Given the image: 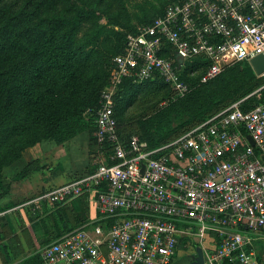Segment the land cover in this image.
<instances>
[{"label":"built area","instance_id":"obj_1","mask_svg":"<svg viewBox=\"0 0 264 264\" xmlns=\"http://www.w3.org/2000/svg\"><path fill=\"white\" fill-rule=\"evenodd\" d=\"M258 54L264 56V0H177L128 33L99 96L91 168L27 201L36 209L89 196L98 222L44 245L42 264H190L193 242L202 243L208 230L219 236L198 245L202 264H264L254 246L264 231V100L241 107L264 88V71L247 97L155 147L137 134L123 144L114 114L124 79L160 78L182 97L190 91L183 71L206 82Z\"/></svg>","mask_w":264,"mask_h":264},{"label":"rangeland","instance_id":"obj_2","mask_svg":"<svg viewBox=\"0 0 264 264\" xmlns=\"http://www.w3.org/2000/svg\"><path fill=\"white\" fill-rule=\"evenodd\" d=\"M172 1L0 0V79L17 74L29 81L33 76L34 82L29 86L35 89L31 97L25 95L23 88L14 90L6 110L1 109L4 101L0 94V175L20 168L25 161L27 164L22 170L34 167L36 157L46 147V139L56 141L55 136L46 137V123L54 120L55 115H62L66 111L64 113L78 124L89 126L83 109L90 99L93 100L109 86L111 57L120 47L121 31L153 18ZM43 45L46 46V64L48 58L52 59L55 69L36 68L43 61L35 57L33 49ZM78 46L82 47V54L77 53L79 62H70L77 67L79 79L68 78L69 84L66 87L61 90L56 88L49 93L45 73L51 74L55 70L58 75V70H62V65L59 64L61 47L69 48L67 54L70 55L71 48ZM242 71L239 63H233L206 83L196 81L187 97L197 92L199 95L203 94L199 96L203 100L200 113L195 116L188 113L182 119L175 115L167 117L158 124L161 133L175 135L216 109L229 106L251 94L257 85L247 94L230 96H226L228 93L221 87V77ZM254 74L256 75L255 72ZM35 75L39 78H35ZM118 88L119 85L115 93ZM170 91L168 86L145 82L117 98L116 111L120 129L124 133L139 131V126L147 117L166 105L165 98ZM36 93L42 94L43 103L40 106H37ZM254 98L258 99L260 95L254 94ZM3 111L8 114L5 119L1 118ZM218 236L208 230L202 243L194 241L193 244L196 247L209 244ZM256 240V253H262L264 258V233L261 237H256ZM50 242L47 241L46 245ZM38 251L39 249L33 250L32 253L36 254ZM178 256L185 259L186 252L180 251Z\"/></svg>","mask_w":264,"mask_h":264},{"label":"crops","instance_id":"obj_3","mask_svg":"<svg viewBox=\"0 0 264 264\" xmlns=\"http://www.w3.org/2000/svg\"><path fill=\"white\" fill-rule=\"evenodd\" d=\"M94 155L89 132L84 130L59 142L46 139L34 167L22 170L25 161L20 168L4 173L1 182L6 191L0 189V264H19L47 241L76 228L90 229L98 222L89 196L70 199L59 206L43 201L36 209L27 204L39 192L89 170ZM254 242L258 245L256 239ZM258 256L264 261L262 253Z\"/></svg>","mask_w":264,"mask_h":264},{"label":"trees","instance_id":"obj_4","mask_svg":"<svg viewBox=\"0 0 264 264\" xmlns=\"http://www.w3.org/2000/svg\"><path fill=\"white\" fill-rule=\"evenodd\" d=\"M174 1H177V0H173L172 2H174ZM165 7L161 8L160 11L153 18H151L147 21H144L142 24L151 22L155 17H157L158 15H160L163 12ZM137 26L138 25H133V26L129 27L126 31H123V32L121 31L122 38H121L120 47H119L118 51H116L112 55V57H111L112 59L115 55H118L124 51L126 35L128 33L136 32ZM62 49H63V51H62ZM68 49L69 48L64 49L63 47H61V49H60L61 52L59 54V57H60V63L59 64L62 65V70H58V75L55 73V70L53 72H51V74L45 73V77H47V79L46 78H44V79H45V83L48 85L47 90L49 91V93L51 92V90L52 91L56 90V88L61 90V88L66 87L69 84L68 78L78 80L80 77V76H78L79 73H77V67L73 66L74 65L73 62L75 64H77V62H79L80 57H78L79 55H77V53L80 55L82 54V52H81L82 47L78 46L76 48H71L70 55L67 54ZM33 52H34L36 58L42 59V61H43L42 64L38 63L39 66L36 67L37 69H41L43 67L44 68L48 67L49 69H53V68L55 69V67H54L55 64L53 63L52 59L48 58V60H47L48 63L46 64V46L45 45L39 46L37 49H33ZM170 54H171V52H170ZM55 56H58V55H55ZM70 61H73V62H70ZM111 63H112L111 64V67H112L113 62H111ZM189 63H193V62H189ZM195 64L196 63L191 65L192 69L196 68ZM239 64L243 68V71L241 73H235L234 75H231V73H230L226 76L221 77V79H220V84H221L222 89L225 88L224 91H226L228 93V94H226V96H230L232 94H239V95L247 94V92L251 91L255 87V85H257V86L253 89V91L262 85V79L260 77H257L254 74V72H253V70L250 67L248 62H239ZM189 66H190V64H189ZM63 72H65V73H63ZM36 76L37 75H35V78H39ZM181 76L190 85V91L192 90L193 85L196 81L199 83H206L207 82V81L206 82H200V75L198 73L194 74L193 76H189L187 74L186 70L181 73ZM33 78L34 77L32 76L29 79V81H27L26 78L23 79V78H21V76H19L17 74H13L12 76L10 75V76L4 77L3 79H0V94L3 96V101H4V103H2V105H1V109L6 110V108L9 107V104H10L9 100H10V97L12 96V92L14 90L23 88L25 95L28 97H31V95L34 93L35 89L33 86L30 87L29 85L33 84V82H34ZM212 79H210V80H212ZM210 80H208V81H210ZM145 82L157 83L160 85L168 86L160 78H156L154 80L142 81V82H133L131 79H124L123 82L119 85L118 90L114 94V114H115V117L117 120V125H118V113L116 111V103H117L116 99L123 97L124 94L129 93L131 90L135 89L136 87H138L139 85H141ZM46 93H47V91H46ZM100 93H98L93 98V100L90 99V102H88L87 106L83 109L84 110V116L88 120L89 126L87 124L86 125L78 124L76 121H74V119H71L70 117H68V115L64 113L66 111H64L62 113V115L59 113L58 115L54 116L55 117L54 120L51 119V120H49V122L46 123V130H47L46 137L51 138V135L55 136L56 137L55 140L59 142V141H63V140L68 139L69 137L73 136L74 134H76L78 132L86 130L89 132L90 140H91V144H92V150H93V153H95L98 149V143H97L96 137L94 135V132H95L94 118H95L96 110H97L98 105H99ZM188 93H186L182 97H177V96L173 95L172 91H170L169 96H167L165 98L166 105L163 108H161V110H159L158 112L147 117L145 119V121L143 123H141V125L139 126L140 132L137 131V132L124 133V131H122L120 129V127L118 126L119 137L122 140L123 144L127 143L129 137L132 134H137L147 142L149 147H155V146L161 145L163 143H166V142L171 141L172 139L178 137L179 135H181L182 133H184L188 129L194 127L195 125L199 124L200 122H202L203 120H205L209 116H211V115L217 113L218 111L224 109L225 107H227V106H223L221 108L216 109L215 111L209 113L208 115H206L205 117H203L199 121L193 123L191 126L185 128L184 130H182L181 132H179L175 135L171 136L167 132L161 133L160 128L158 127V124L162 120L167 119V117H169L171 115H175L179 119H182L183 116H185V114L189 113V114H191V116H195V115L200 113L203 100L200 99L199 96H202L203 94L199 95V92H197V93H194L191 96L187 97ZM255 94H259L260 98H258V99L254 98V94H253L241 102V107L244 109L249 108V107L253 106L254 104L258 103L259 101L264 100V88ZM13 99H14V96H13ZM35 99L38 102L37 106L42 105L43 101H42V94L41 93H36ZM218 100H221L220 97H218ZM1 113H2L1 118H4V119L8 115L6 111H3ZM46 113L48 114L49 111L46 110ZM49 115H51V114L49 113ZM81 126H82V128H81ZM83 126H85L86 128L84 127L85 128L84 129ZM152 135H154L156 137L154 138ZM1 176L2 175H0V189H2L3 191H6L5 184H3L1 182V178H2ZM78 198H81V197H78ZM19 264H42V262H41L39 254L36 253L30 257L25 258ZM227 264H231V263H227Z\"/></svg>","mask_w":264,"mask_h":264},{"label":"water","instance_id":"obj_5","mask_svg":"<svg viewBox=\"0 0 264 264\" xmlns=\"http://www.w3.org/2000/svg\"><path fill=\"white\" fill-rule=\"evenodd\" d=\"M177 59L179 63L182 61V57L177 55ZM250 65L256 74H261L264 71V56L262 54H258L250 59ZM249 143L253 146L254 142L251 139L250 135H246ZM196 257L195 260L192 261L190 264H202L203 261V254L201 247L196 248Z\"/></svg>","mask_w":264,"mask_h":264}]
</instances>
